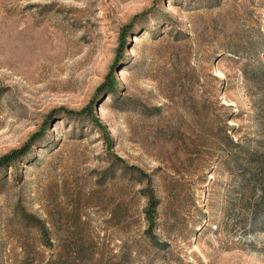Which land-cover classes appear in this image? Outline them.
Masks as SVG:
<instances>
[{
    "label": "rangeland",
    "instance_id": "obj_1",
    "mask_svg": "<svg viewBox=\"0 0 264 264\" xmlns=\"http://www.w3.org/2000/svg\"><path fill=\"white\" fill-rule=\"evenodd\" d=\"M259 25L264 0H0V161L22 150L0 170V264L83 247L99 264H264L224 142L243 163L264 150Z\"/></svg>",
    "mask_w": 264,
    "mask_h": 264
},
{
    "label": "trees",
    "instance_id": "obj_2",
    "mask_svg": "<svg viewBox=\"0 0 264 264\" xmlns=\"http://www.w3.org/2000/svg\"><path fill=\"white\" fill-rule=\"evenodd\" d=\"M127 30L124 28L122 32V43L121 45L124 46L125 42V35L126 33L124 32ZM258 33V41H260L261 45L264 44V33L261 31V25H259V28L257 30ZM225 46V45H224ZM225 47L220 46L217 48V52L223 51ZM235 48H238L237 50H243V51H254L260 48V45L255 44V43H250L246 47H241L237 46ZM243 48V49H242ZM225 49L230 50L231 48L226 47ZM234 52V51H233ZM261 80H264V73L261 74L259 77ZM109 90L110 92L114 90L115 85L114 82H109ZM89 112H92V108L87 109ZM86 111V109L84 110ZM87 111V112H88ZM99 125L100 122H97ZM107 141L110 144V138L108 135L105 136ZM224 142L227 144L228 149H229V157L230 160L234 162L236 166H241L239 169V175H240V193L243 195V208L244 210H248V214H250L251 220H253L255 223L258 222L259 220L262 221L264 218V150L258 149L256 147L253 148V150L248 151L244 163H243V157L239 156V154L236 152L238 148L240 147L239 142L234 141V139L228 135L226 132L224 135ZM227 149V150H228ZM22 150H15L12 151L10 154L3 156V160L0 161V170L4 171L5 173V168L8 164H17L19 163V156L21 155ZM26 154H28L26 152ZM238 154V155H237ZM120 162L121 161L119 158L117 159ZM151 187L148 186L147 191L151 190ZM148 196H149V205L145 209V216L148 221V226L146 229V234L148 237L153 241V244L157 246L158 248H164L166 247V243H159L156 240V236L154 235V227L156 226L157 222V216H158V210L157 206L159 204V201L157 198L154 196V191H148ZM253 198H256L255 200H252ZM38 226L41 232V235L44 239L45 244L48 247H52L53 243L51 241L50 237V229L47 226V222H43L41 220H38ZM77 241H75L76 244ZM75 246V245H74ZM73 246V248H75ZM69 248V247H68ZM84 248V249H83ZM78 251L79 257H75L72 260H66L64 262H61L60 264H99L98 262L95 263L91 257L86 258V250L87 248L83 247ZM86 249V250H85ZM54 264V263H53Z\"/></svg>",
    "mask_w": 264,
    "mask_h": 264
},
{
    "label": "bare ground",
    "instance_id": "obj_3",
    "mask_svg": "<svg viewBox=\"0 0 264 264\" xmlns=\"http://www.w3.org/2000/svg\"><path fill=\"white\" fill-rule=\"evenodd\" d=\"M137 41V38L135 39V42Z\"/></svg>",
    "mask_w": 264,
    "mask_h": 264
}]
</instances>
